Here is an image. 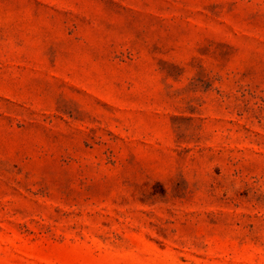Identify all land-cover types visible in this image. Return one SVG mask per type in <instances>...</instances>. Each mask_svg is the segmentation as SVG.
<instances>
[{"label": "rangeland", "instance_id": "rangeland-1", "mask_svg": "<svg viewBox=\"0 0 264 264\" xmlns=\"http://www.w3.org/2000/svg\"><path fill=\"white\" fill-rule=\"evenodd\" d=\"M0 264H264V0H0Z\"/></svg>", "mask_w": 264, "mask_h": 264}]
</instances>
